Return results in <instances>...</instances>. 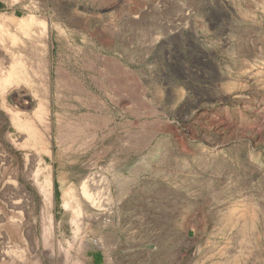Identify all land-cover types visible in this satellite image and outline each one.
Returning a JSON list of instances; mask_svg holds the SVG:
<instances>
[{"label":"rangeland","instance_id":"374dc122","mask_svg":"<svg viewBox=\"0 0 264 264\" xmlns=\"http://www.w3.org/2000/svg\"><path fill=\"white\" fill-rule=\"evenodd\" d=\"M0 26V264L113 237L120 264H264V0H0Z\"/></svg>","mask_w":264,"mask_h":264},{"label":"crops","instance_id":"0c3cea01","mask_svg":"<svg viewBox=\"0 0 264 264\" xmlns=\"http://www.w3.org/2000/svg\"><path fill=\"white\" fill-rule=\"evenodd\" d=\"M119 190V188H116ZM116 202L109 206L111 210H122V211H134L138 207L137 202L131 196H126L124 193L115 192ZM99 246L90 249L89 252L85 253V257L88 260V264H120L118 260L123 256L121 251L119 240L113 238H101ZM129 251V250H128ZM131 251L127 254V258H131ZM124 257V258H125Z\"/></svg>","mask_w":264,"mask_h":264},{"label":"bare ground","instance_id":"6f19581e","mask_svg":"<svg viewBox=\"0 0 264 264\" xmlns=\"http://www.w3.org/2000/svg\"><path fill=\"white\" fill-rule=\"evenodd\" d=\"M36 17V16H35ZM34 17V15H27V16H25V17H23V18H21V19H19V21L18 22H20V29L25 33V34H28L29 32H30V28H31V25L33 24V23H36V22H38V19H36ZM6 21V20H5ZM4 22V21H3ZM45 24V23H44ZM15 26V25H14ZM1 27V26H0ZM11 27V26H10ZM18 29V28H17ZM16 30V29H15ZM32 30V29H31ZM18 31V30H17ZM3 32V31H2ZM15 32V31H14ZM2 37V36H1ZM14 37V36H13ZM3 38V37H2ZM15 38V37H14ZM2 40V39H1ZM15 40H17V39H15ZM1 42V41H0ZM12 43H13V41H12ZM1 44H2V42H1ZM1 48V47H0ZM2 51V50H1ZM19 51V50H18ZM3 57V56H2ZM8 57V56H7ZM5 58V57H4ZM15 58V57H14ZM13 60V59H12ZM16 60H17V58H16ZM14 62V61H13ZM17 62H18V60H17ZM11 63V62H10ZM14 66V65H13ZM15 68H18V67H15ZM15 70V69H14ZM14 70H11V72L9 73L8 72V74H7V76L6 77H2V78H0V83L1 84H3V85H6V84H9V83H11L12 82V77H13V75H15V73H17V71L15 72ZM22 70V69H21ZM4 71V70H3ZM4 74H5V72H3ZM21 77V76H20ZM22 78H23V76H22ZM28 79V78H27ZM14 80V79H13ZM25 80V79H24ZM16 84H18L17 82H15ZM15 85V84H14ZM18 86V85H17ZM4 88V87H3ZM5 91V90H4ZM3 91V92H4ZM7 91V90H6ZM7 93V92H6ZM25 95V94H24ZM21 96H23V95H21ZM19 98V97H18ZM16 100V99H15ZM28 100V99H27ZM30 100V99H29ZM21 101V100H20ZM33 101V100H32ZM33 103H35V102H33ZM24 106H27V104H29V102H27L26 100H24L23 101V103H22ZM36 105V104H35ZM21 106V105H20ZM38 106H40V107H42V105L39 103V105ZM25 108H27V107H25ZM30 108V107H29ZM20 111V110H19ZM26 111V110H25ZM16 113V112H15ZM25 112H23V114H24ZM12 115V114H11ZM29 115V114H28ZM34 115H37V114H34ZM23 116V115H22ZM14 117V116H13ZM26 117V116H25ZM32 117V116H31ZM30 117V118H31ZM12 118V117H11ZM28 118V117H27ZM34 118V117H33ZM51 124V123H50ZM34 131V130H33ZM35 132V131H34ZM38 133H40V131L38 132ZM41 136H44V135H41ZM49 137V136H48ZM30 139V138H29ZM34 141V144H36L37 142H38V138H36V139H34L33 140ZM40 141V140H39ZM48 150H50V149H48ZM51 157V156H50ZM48 182V181H47ZM91 183V182H90ZM80 188H81V194H82V196L83 197H87V198H91V193H89V180H87L86 178H84L82 181H81V184H80ZM22 189V188H21ZM16 190V189H15ZM72 192H74V191H72ZM19 194V193H18ZM23 194V193H22ZM74 195V194H73ZM73 195H71V196H73ZM69 196V195H68ZM70 196V197H71ZM18 197H20V198H22V196H18ZM69 199V198H68ZM74 200V199H73ZM8 201V200H7ZM23 201V200H22ZM18 202V201H17ZM13 203H15L16 204V202H13ZM20 203V202H19ZM76 203V202H75ZM88 203H90V202H88ZM12 204V203H11ZM80 204V203H79ZM18 206H20V204H18Z\"/></svg>","mask_w":264,"mask_h":264}]
</instances>
